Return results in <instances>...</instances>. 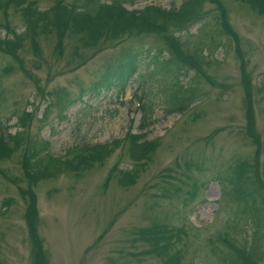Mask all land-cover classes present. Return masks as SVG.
Here are the masks:
<instances>
[{
	"label": "rangeland",
	"instance_id": "1",
	"mask_svg": "<svg viewBox=\"0 0 264 264\" xmlns=\"http://www.w3.org/2000/svg\"><path fill=\"white\" fill-rule=\"evenodd\" d=\"M33 1L40 9L54 3ZM80 1L86 2H63ZM219 1L237 36L249 76L250 103L236 43L212 21L174 33L182 50H197L209 78L187 71L179 80L194 94H184L182 101L173 95L177 89L169 76L146 66L155 55L167 57V45L157 33L135 38L131 32L87 47L79 35L53 31L30 36L35 48L23 39L15 54L18 61L0 52L3 131L22 129L42 154L60 158L70 157L83 143L109 148L101 162L78 174L60 170L31 186L35 238L29 236L26 200L18 191L25 187L20 169L24 142L0 160L5 175L0 174V264H35L37 237L46 264H160L139 230L162 224L184 230L167 250H178L177 264H228V245L233 251L246 247L253 264H264V203L249 194L251 174L257 173L264 185V12L243 0ZM180 2L125 0V6L171 8ZM216 8L204 0L202 9L212 14ZM11 30L21 32L23 20L11 7L0 8V38H10ZM128 47L141 50L137 74L121 90H94L99 75ZM138 97L141 104L152 106L142 128V112L135 106ZM177 101H187L184 110L175 108ZM21 111L30 117L19 128L15 121ZM43 111L46 116L40 119ZM128 132H140L153 143L137 166L128 153ZM237 162L250 171L245 175L250 178L247 189L234 177ZM129 168H136V175L121 185L119 170Z\"/></svg>",
	"mask_w": 264,
	"mask_h": 264
},
{
	"label": "trees",
	"instance_id": "2",
	"mask_svg": "<svg viewBox=\"0 0 264 264\" xmlns=\"http://www.w3.org/2000/svg\"><path fill=\"white\" fill-rule=\"evenodd\" d=\"M63 1L54 0L51 6L40 9L33 0H0V8L3 11L11 7L20 14L23 20V30L21 32L15 33L11 30L10 38H0V52L13 56L16 59V50L23 39H29L33 48H35V43L31 38L33 35L47 34L53 31H56L59 35L65 32L71 36L79 35L82 45L87 47L98 46L103 39L116 40L123 34L131 32L135 38L143 33H157L167 45V57L158 58V55H155L154 58H150L151 60H149L146 66L153 65V69L162 75L169 76L171 84L177 89L173 92V95L176 98L180 97L182 101L184 94H194L191 93L192 87H185L179 80L180 77H186L187 71L192 70L196 76L198 74L202 75L207 80L209 78L202 71V61L197 54V50H182L180 40L174 33L175 31H185L197 22L206 23L212 21L221 34H224L226 38L233 37L232 39L236 43L235 50L239 54L241 65L240 76L245 86V99L250 103L251 87L249 76L243 69L244 60L237 46V36L227 22L226 12H224L219 0H210L217 5L216 13L212 14L209 13V10L202 9L204 0H181L179 6L171 8H163L155 4H145L141 8H127L125 0H86V2L80 1L74 4H66ZM243 1L257 12H264V0ZM129 48H126L121 53L122 57L116 64L109 65L104 69L96 80L97 82L92 86L94 90L99 91L100 89L109 88L121 90L125 86V83L133 75L137 74L141 50H131ZM19 67L22 69L21 65ZM174 96L172 97L174 98ZM176 98L174 99L176 100ZM137 99L136 107L142 112L139 123V126L142 128L150 118L152 106L147 101L141 104L140 97ZM181 101H177L178 106L175 107L178 111L185 109L184 104L189 99L184 103ZM249 103L247 111L251 115L252 111ZM28 116L29 112L21 111L20 115L16 117L15 122L19 124V128L23 127ZM45 116L43 111L40 119H44ZM127 137L129 156L136 166L140 165L141 163L137 162L147 158L149 151L153 148V143L151 140L143 139L140 132H128ZM21 144H23V147L20 157V169L25 179V187L19 188L18 191L26 200L24 220L28 226L29 236L35 238L34 222L37 211L31 186L41 179L54 176L60 170L78 174L80 171L92 167L96 162H101L103 157L108 153L109 148L106 144L83 143L76 147L73 146L74 148L72 147L70 157L60 158L59 156L48 155V153L45 154L44 152L42 154L41 150L43 151V149L27 141L22 129H17L10 134L0 128V160L7 158ZM243 165L238 162L235 164V171L237 172L234 177L239 183L245 184L246 189L249 187L250 181L254 182L253 187H250L251 191L249 194L255 202L263 204L264 185L259 177H257V173H255L256 175L251 174V180L249 181L250 178L248 179L245 175L247 172L250 173V171L244 169L247 166ZM136 171V168L119 170L117 181L121 185H127L132 182ZM0 174L5 177L1 171ZM157 226L139 230V237L146 239L151 251L160 260V264H177L179 257L178 250L172 253L167 252V250L172 243L171 239L173 237L175 240L178 239L180 234L184 233V230L176 227L168 229L164 224L155 229ZM36 241L37 246L35 245L34 249L35 264H46L38 237ZM226 248L229 252H225L224 258H229L227 259L228 264L254 263L246 247L238 246L234 251L230 249L232 248L230 245ZM245 257L250 260L245 259Z\"/></svg>",
	"mask_w": 264,
	"mask_h": 264
}]
</instances>
